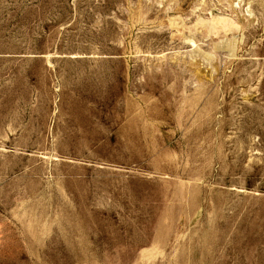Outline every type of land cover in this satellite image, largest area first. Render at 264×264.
<instances>
[{
  "label": "rangeland",
  "instance_id": "obj_1",
  "mask_svg": "<svg viewBox=\"0 0 264 264\" xmlns=\"http://www.w3.org/2000/svg\"><path fill=\"white\" fill-rule=\"evenodd\" d=\"M0 264H264V0H0Z\"/></svg>",
  "mask_w": 264,
  "mask_h": 264
}]
</instances>
